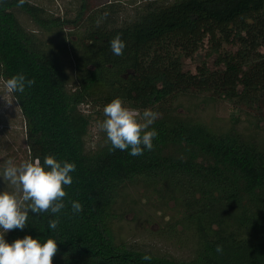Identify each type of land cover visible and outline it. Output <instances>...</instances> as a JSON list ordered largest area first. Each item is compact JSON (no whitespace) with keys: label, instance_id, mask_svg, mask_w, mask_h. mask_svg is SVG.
I'll list each match as a JSON object with an SVG mask.
<instances>
[{"label":"trees","instance_id":"1","mask_svg":"<svg viewBox=\"0 0 264 264\" xmlns=\"http://www.w3.org/2000/svg\"><path fill=\"white\" fill-rule=\"evenodd\" d=\"M36 2L0 0V81L17 73L35 80L23 94L12 93L31 160L43 164L52 155L76 170L60 213L29 212L26 227L5 233V240L55 239L53 264H264V144L246 139L238 121L215 132L170 104L200 94L264 120V0H134L128 9L109 4L92 13L83 0L75 19L54 17ZM67 26L83 31H74L80 35H74L80 43L74 82L62 60ZM40 32L58 33L60 41L47 46ZM117 34L126 44L121 56L109 45ZM206 43L218 54L216 69L204 63L196 73L185 71L184 58ZM224 44L236 51L221 53ZM117 97L137 111L160 113L151 126L158 132L153 150L133 157L130 148L110 151V142L87 144L100 114L94 109ZM139 185L159 194L162 205L174 203L194 245L190 256L118 239L121 204ZM72 201L83 211L73 214ZM50 219H59L57 229H49ZM146 254L150 261L142 260Z\"/></svg>","mask_w":264,"mask_h":264},{"label":"rangeland","instance_id":"2","mask_svg":"<svg viewBox=\"0 0 264 264\" xmlns=\"http://www.w3.org/2000/svg\"><path fill=\"white\" fill-rule=\"evenodd\" d=\"M32 3L40 2L48 13L61 19H75L83 0H30ZM134 0H87L89 12L100 11L109 4H115L121 9H128ZM36 2V3H37ZM24 19V18H23ZM28 30L35 29L33 25L23 20ZM62 37L66 38L67 53L62 56L63 65L70 75L71 81L76 80L77 56L80 43H77L75 32H83L72 26L65 27ZM76 29V30H75ZM75 31V32H74ZM45 45H55L60 41L58 33L40 32L37 34ZM75 35V36H74ZM80 36V35H77ZM231 45H223L221 53L235 52ZM218 54L213 52L206 43L193 57L184 58V70L196 73L197 68L206 64L211 69H216ZM171 107L179 116L195 122H201L215 132H225L232 128L235 121L239 132L248 140L264 144V120L260 121L248 110L238 109L236 106L224 100H210L204 95L179 96L170 101ZM129 107L128 105H125ZM85 113H91V108L83 106ZM104 107L94 110L100 114L93 116L87 144L96 149L107 142L106 134L100 129L99 124L105 119ZM142 113L141 111H138ZM8 160L20 164L25 160H31L26 141L25 124L19 106L15 102L12 93H8L2 81H0V191H14L7 181H2V173ZM127 196L121 204L120 212L124 215L121 222L115 224V231L119 240L138 241L152 244L161 252L187 258L191 255L192 241L188 231L178 224L180 219L173 202L165 205L160 202L159 194L147 189L143 185L131 187L127 190ZM192 245V246H191Z\"/></svg>","mask_w":264,"mask_h":264},{"label":"clouds","instance_id":"3","mask_svg":"<svg viewBox=\"0 0 264 264\" xmlns=\"http://www.w3.org/2000/svg\"><path fill=\"white\" fill-rule=\"evenodd\" d=\"M24 3L25 0H19L20 6ZM109 45L114 55H123L126 44L121 34L112 38ZM34 84V79L17 73L5 79L3 87L8 93L23 94ZM103 115L105 119L99 127L111 144L110 151H127L130 148L129 155L137 157L145 150L154 149L153 141L158 132L151 126L160 117L159 112L145 109L140 113L126 107L124 101L117 97L104 106ZM75 170V163L58 161L52 155L45 156L43 164L39 158L25 160L18 165L12 160L6 162L2 181L14 186V191H0V264H53V257L58 252L55 239L49 237L42 243L29 235L9 243L4 234L15 229L23 230L28 223L29 212L36 216L45 212L60 213L65 208V186L72 185L70 173ZM71 208L73 214L83 211L79 201H72ZM59 223V219H50L48 227L55 230ZM215 250L222 254L223 246L217 245ZM142 260L150 261L151 256L146 254Z\"/></svg>","mask_w":264,"mask_h":264}]
</instances>
